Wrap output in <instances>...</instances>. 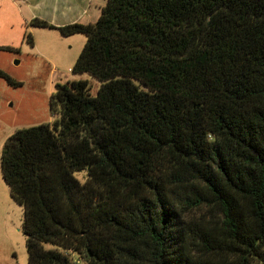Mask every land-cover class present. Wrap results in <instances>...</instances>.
Here are the masks:
<instances>
[{"label":"trees","instance_id":"1","mask_svg":"<svg viewBox=\"0 0 264 264\" xmlns=\"http://www.w3.org/2000/svg\"><path fill=\"white\" fill-rule=\"evenodd\" d=\"M28 28L84 36L71 71L100 83L57 84L54 120L2 145L28 264H264V0H106Z\"/></svg>","mask_w":264,"mask_h":264},{"label":"rangeland","instance_id":"2","mask_svg":"<svg viewBox=\"0 0 264 264\" xmlns=\"http://www.w3.org/2000/svg\"><path fill=\"white\" fill-rule=\"evenodd\" d=\"M2 1L0 23L6 21L9 28L10 23H13L11 20L16 16L15 9L9 2ZM2 14L6 19H3ZM25 33L18 41L13 40V44H4L15 36L2 32L0 26V71L20 83L19 87L12 88L0 78V154L4 141L15 131L50 124L54 120L49 111V99L57 84L87 81L91 96L96 95L100 86L90 75L71 71L85 44L84 36L69 38L72 42L67 45L61 41L60 49L64 50L66 46L68 51L65 57L57 58L46 43L37 41L30 46L23 41ZM73 39H77V42ZM4 47L13 48L17 52L1 50ZM74 176L83 182L85 172H75ZM22 221L23 211L10 197L0 166V264H28Z\"/></svg>","mask_w":264,"mask_h":264},{"label":"crops","instance_id":"3","mask_svg":"<svg viewBox=\"0 0 264 264\" xmlns=\"http://www.w3.org/2000/svg\"><path fill=\"white\" fill-rule=\"evenodd\" d=\"M2 2H9L15 9L16 14L14 19L11 20L13 23H10L9 28H7L6 21L0 23L2 32H7L9 36L12 34L15 36L13 39L10 37L8 42L4 44H13V40L18 41L25 32H28L34 38L33 43L37 41L46 43L53 49V55L58 58L65 57L68 51L66 46H64V50H61L59 43L62 41L67 45L72 42L69 38L77 35L62 37L56 30L26 29V25L35 19L44 21L54 27H64L72 24H94L98 20L106 0H3ZM2 16L3 19H6L3 14ZM73 40L77 42V39Z\"/></svg>","mask_w":264,"mask_h":264}]
</instances>
